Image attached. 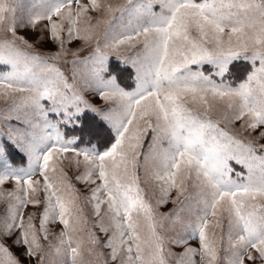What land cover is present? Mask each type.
Returning a JSON list of instances; mask_svg holds the SVG:
<instances>
[{"label": "snow or ice", "instance_id": "obj_1", "mask_svg": "<svg viewBox=\"0 0 264 264\" xmlns=\"http://www.w3.org/2000/svg\"><path fill=\"white\" fill-rule=\"evenodd\" d=\"M0 105V264H264V0H0Z\"/></svg>", "mask_w": 264, "mask_h": 264}, {"label": "rangeland", "instance_id": "obj_2", "mask_svg": "<svg viewBox=\"0 0 264 264\" xmlns=\"http://www.w3.org/2000/svg\"><path fill=\"white\" fill-rule=\"evenodd\" d=\"M22 2L25 4V5H27V3L29 2V0H22ZM125 83H127V82H125ZM94 102L97 104V105H100L102 102L101 101H99L98 99H96V100H94ZM0 106H3V105H0ZM173 195H174V193H173ZM172 207V205L169 203L168 205H166L163 209H162V211H167L169 208H171ZM59 226H57V228H58Z\"/></svg>", "mask_w": 264, "mask_h": 264}]
</instances>
